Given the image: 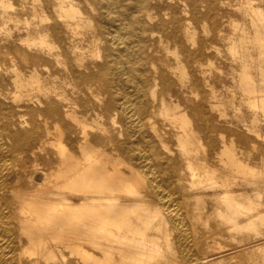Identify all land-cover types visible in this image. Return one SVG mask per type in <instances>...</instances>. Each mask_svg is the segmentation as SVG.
Here are the masks:
<instances>
[{
	"label": "bare ground",
	"instance_id": "6f19581e",
	"mask_svg": "<svg viewBox=\"0 0 264 264\" xmlns=\"http://www.w3.org/2000/svg\"><path fill=\"white\" fill-rule=\"evenodd\" d=\"M199 1L0 0V264H264V0L230 38L244 131Z\"/></svg>",
	"mask_w": 264,
	"mask_h": 264
},
{
	"label": "rangeland",
	"instance_id": "374dc122",
	"mask_svg": "<svg viewBox=\"0 0 264 264\" xmlns=\"http://www.w3.org/2000/svg\"><path fill=\"white\" fill-rule=\"evenodd\" d=\"M183 2L184 0H172V5L179 12H183L186 8H188ZM253 2L257 5L259 4L258 0H253ZM199 9L201 17L195 23L196 36L198 39L204 42L206 41V44H209L211 40L213 41L212 44H210L209 51L203 57V62L207 70V74L211 75L215 79V88L216 92H218V99H221L219 100L222 102L221 107L226 113L225 117H218L217 123L219 126H224L226 129L228 128V130L236 129L244 131L243 125L245 121L250 118L251 111L247 107V103L242 100V88L236 79H232V69L234 67H238V64L233 60L229 46L230 38L240 36L243 29L250 34H253L255 28L252 25L250 16L246 14L242 0H213V2L209 0L199 1ZM163 12H166L163 15L165 16L163 19L166 21V28L167 30H171L172 25L170 20L172 16V9L167 8ZM160 18L161 16L157 15L153 24L155 25L158 23ZM233 25L236 28H234ZM154 33L156 35V39L159 38L162 40L158 43L160 49L158 54L161 58L159 62L164 64L166 62V58L173 60L175 57L173 52H180L179 47L175 46L173 42L168 41L164 37L166 34L164 31L157 30ZM213 34H215V38H212ZM202 91L206 94L208 91L207 87H203ZM229 133L230 132L228 131V135ZM59 250L64 253L69 252L68 249L63 248L62 246L59 248L55 247V251ZM55 264L62 263L58 260L55 261Z\"/></svg>",
	"mask_w": 264,
	"mask_h": 264
}]
</instances>
